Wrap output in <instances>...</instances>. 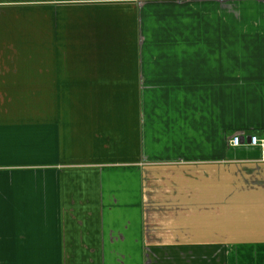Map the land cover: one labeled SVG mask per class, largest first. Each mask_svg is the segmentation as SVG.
Instances as JSON below:
<instances>
[{
	"label": "crops",
	"instance_id": "obj_1",
	"mask_svg": "<svg viewBox=\"0 0 264 264\" xmlns=\"http://www.w3.org/2000/svg\"><path fill=\"white\" fill-rule=\"evenodd\" d=\"M253 133L264 0H0V264H264Z\"/></svg>",
	"mask_w": 264,
	"mask_h": 264
},
{
	"label": "built area",
	"instance_id": "obj_2",
	"mask_svg": "<svg viewBox=\"0 0 264 264\" xmlns=\"http://www.w3.org/2000/svg\"><path fill=\"white\" fill-rule=\"evenodd\" d=\"M230 144L233 146H239L243 143L242 135L240 133H235L231 139ZM247 145L259 147L264 151V135H259L258 133L250 134L247 138V141H244Z\"/></svg>",
	"mask_w": 264,
	"mask_h": 264
},
{
	"label": "rangeland",
	"instance_id": "obj_3",
	"mask_svg": "<svg viewBox=\"0 0 264 264\" xmlns=\"http://www.w3.org/2000/svg\"><path fill=\"white\" fill-rule=\"evenodd\" d=\"M238 191V190H237ZM234 198H232V200H233ZM234 222L232 221V224H233Z\"/></svg>",
	"mask_w": 264,
	"mask_h": 264
}]
</instances>
